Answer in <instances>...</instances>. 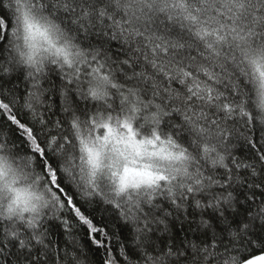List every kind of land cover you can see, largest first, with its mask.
Returning <instances> with one entry per match:
<instances>
[{
  "label": "snow or ice",
  "instance_id": "snow-or-ice-1",
  "mask_svg": "<svg viewBox=\"0 0 264 264\" xmlns=\"http://www.w3.org/2000/svg\"><path fill=\"white\" fill-rule=\"evenodd\" d=\"M0 264H264V0H0Z\"/></svg>",
  "mask_w": 264,
  "mask_h": 264
},
{
  "label": "trees",
  "instance_id": "trees-1",
  "mask_svg": "<svg viewBox=\"0 0 264 264\" xmlns=\"http://www.w3.org/2000/svg\"><path fill=\"white\" fill-rule=\"evenodd\" d=\"M120 225L118 223L114 224L115 229H119Z\"/></svg>",
  "mask_w": 264,
  "mask_h": 264
}]
</instances>
